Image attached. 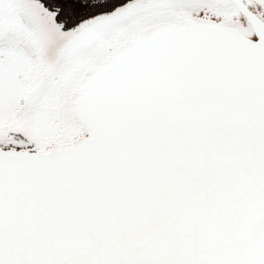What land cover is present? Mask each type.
I'll return each mask as SVG.
<instances>
[{
	"label": "snow or ice",
	"instance_id": "snow-or-ice-1",
	"mask_svg": "<svg viewBox=\"0 0 264 264\" xmlns=\"http://www.w3.org/2000/svg\"><path fill=\"white\" fill-rule=\"evenodd\" d=\"M0 264H264V0H0Z\"/></svg>",
	"mask_w": 264,
	"mask_h": 264
}]
</instances>
